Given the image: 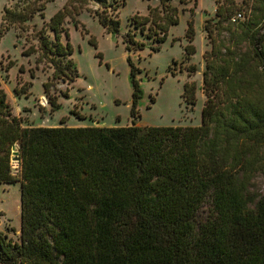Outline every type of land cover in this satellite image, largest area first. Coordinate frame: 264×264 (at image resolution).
I'll use <instances>...</instances> for the list:
<instances>
[{"label":"trees","instance_id":"obj_1","mask_svg":"<svg viewBox=\"0 0 264 264\" xmlns=\"http://www.w3.org/2000/svg\"><path fill=\"white\" fill-rule=\"evenodd\" d=\"M53 1L18 0L5 8L2 32H29ZM169 1L131 19L128 52L145 47L137 30L164 43L177 22ZM125 4L68 0L34 28L25 55L53 70L49 102L57 99L52 87L79 78L64 24L86 11L118 37ZM223 9L219 27L232 16ZM245 16L244 32L228 30L241 39L233 50L210 38L198 127H25L0 87V185L21 184V235L15 241L0 231V264H264V196L249 190L264 147V0H252ZM187 34H194L192 24ZM244 42L253 51L240 56ZM194 54L190 40L186 57ZM128 63L137 119L143 94L139 70L130 57ZM183 99L196 105L195 83L185 85Z\"/></svg>","mask_w":264,"mask_h":264},{"label":"rangeland","instance_id":"obj_2","mask_svg":"<svg viewBox=\"0 0 264 264\" xmlns=\"http://www.w3.org/2000/svg\"><path fill=\"white\" fill-rule=\"evenodd\" d=\"M17 2L0 0V87L7 93L13 114L25 127H125L133 123L141 127L200 126L207 100L203 74L207 69L204 57L212 48L210 38H215L221 48H231L241 39L236 41L228 30H237L238 35L245 30L243 22L234 24L231 20L219 27L221 17L217 10L224 8L223 15L227 18L228 14L233 16L239 10H244L248 16L252 8V0H170L169 4L177 9V22L169 26L164 43H154L137 30V41L145 47L135 52H128L123 43L127 32L133 28L131 19L148 16L149 9L160 8V0H126L119 10L121 36L118 37L108 34L93 15L84 11L76 16L75 22L64 24L79 78L74 83L60 82L51 88L50 94L57 96L54 105L45 90L53 70L37 64L36 55H25V52L31 45L27 39L31 38L34 28L42 29L45 20L54 18L68 0L48 3L46 19L37 15L29 23V32L12 29L3 33L4 10ZM190 24L193 35L187 34ZM190 40L195 54L187 58L186 47ZM158 47L159 51L153 50ZM238 50L240 56L251 54L253 46L244 42ZM129 57L139 70L137 78L143 94L138 102L137 119L131 116L133 87ZM188 83L196 85L195 106L183 99ZM260 152L263 165L254 173L249 187L257 197L264 196V147ZM12 165L17 174L18 162L14 160ZM0 231L15 241L20 238V183L0 185Z\"/></svg>","mask_w":264,"mask_h":264},{"label":"built area","instance_id":"obj_3","mask_svg":"<svg viewBox=\"0 0 264 264\" xmlns=\"http://www.w3.org/2000/svg\"><path fill=\"white\" fill-rule=\"evenodd\" d=\"M246 19L245 12L243 11H237L231 18L232 23H239L241 21H244Z\"/></svg>","mask_w":264,"mask_h":264},{"label":"water","instance_id":"obj_4","mask_svg":"<svg viewBox=\"0 0 264 264\" xmlns=\"http://www.w3.org/2000/svg\"><path fill=\"white\" fill-rule=\"evenodd\" d=\"M263 75H264V68H263Z\"/></svg>","mask_w":264,"mask_h":264}]
</instances>
